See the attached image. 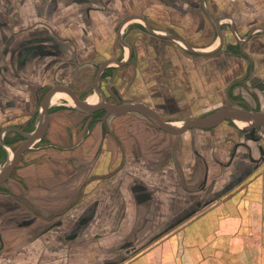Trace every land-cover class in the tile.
<instances>
[{"label": "crops", "instance_id": "obj_1", "mask_svg": "<svg viewBox=\"0 0 264 264\" xmlns=\"http://www.w3.org/2000/svg\"><path fill=\"white\" fill-rule=\"evenodd\" d=\"M39 1L43 5L51 3L50 0ZM198 1L203 15L214 27L216 46L212 47L214 42L208 41L205 33L198 35L200 44L197 46L188 37L167 34L163 39L180 38L195 51L208 53L199 56H207L217 53L223 45L215 23L219 25L222 41L226 36L222 32L225 22L237 40L235 30L240 35L247 34L245 41L239 43L248 42L251 35L259 33L264 38V0ZM23 2L21 11L23 17H27L24 21L30 22L27 12L34 0ZM92 10L86 8L84 16L91 22L98 18L97 27L103 29L106 25L100 14L90 13ZM223 12L227 15H219ZM73 14L77 19V14ZM63 16H67L66 13L58 15L54 9L48 20L49 27H53L58 37L78 39L74 26L69 31L62 28ZM130 23H138L148 34L162 39L148 32L147 27L162 36L141 14L125 17L115 37L126 55L119 62L102 61L95 83L111 64L123 67L128 64L131 48L123 39L122 29ZM83 31L89 38L85 45L68 46L70 57L80 55L83 59L80 65L75 59L68 66L70 71L74 70L71 78L76 84L79 70L91 71L96 65L94 55L99 52L90 41L93 36ZM99 33L102 42L111 37L108 31ZM31 34L29 30L25 36L29 38ZM239 51V68L255 69L254 52L250 51L247 60L242 58L243 51ZM205 65L203 61L204 68ZM43 69L41 66L31 68V72L37 73L35 77H16L10 85H49L51 76L45 78L39 74ZM98 73H101L99 79ZM255 82L263 92L259 99L262 107L250 111L233 108L254 115L264 114V82L260 79ZM16 96L27 106L34 100L31 95L18 91ZM66 98L64 94L51 98L43 136L19 156L0 186V264H62L61 257H67L66 264H264V125L255 128L254 135H258V139L252 137L248 129L251 143L241 141L235 145V154H231V161L226 164L227 170L233 168L228 179L220 171L217 174L216 164L214 173L207 174L204 161L201 167L197 164L190 175L187 158L172 156L175 136L189 129H215L226 120L243 128L241 121L224 119L211 128H185L169 133L137 111L114 115L105 109L92 113L76 109L50 111L61 106L60 102L67 101ZM81 101L89 107L100 103H96L94 97ZM128 103L141 104L152 111L151 106L143 102L109 105L120 107ZM100 113L99 118L91 119ZM155 114L161 121L159 114ZM162 123L171 127L179 125ZM20 124L11 122L6 125L7 131L28 134L18 128ZM38 126L35 123L32 132ZM14 170L16 174L11 179ZM208 182L215 184L209 196L213 199L209 202L206 201ZM175 198L185 203L180 208L177 205V211Z\"/></svg>", "mask_w": 264, "mask_h": 264}, {"label": "rangeland", "instance_id": "obj_2", "mask_svg": "<svg viewBox=\"0 0 264 264\" xmlns=\"http://www.w3.org/2000/svg\"><path fill=\"white\" fill-rule=\"evenodd\" d=\"M75 1L50 0V5H43L42 1L34 0V5L27 12L28 16L30 14V22H25L27 17H23L21 11L24 8L23 0H0V169L10 160L11 153L26 140L17 131H7L6 125L18 121L21 124L16 127L28 134L32 132L34 124L38 126L42 121L39 107L42 97L57 86L72 89L81 100L94 97L96 103L100 102L101 94L107 104L143 102L159 114L162 122L173 125L197 120L232 106L246 111L262 107L259 99L263 97V92L255 82L258 79L264 82V38L260 37L261 33L251 35L248 42L239 43L245 41L247 34L240 35L235 30L238 41L230 33L228 22H225L222 32L226 36L222 47L217 53L199 56L188 51L177 40L155 38L142 25L130 23L122 29L123 39L131 48L132 56L128 64L124 67L111 64L104 71L101 80L95 83L96 72L102 61L113 59L119 62L125 57V50L116 43L115 32L125 17L135 13L145 17L150 26L162 36L168 34L188 37L196 46L200 44L198 35L204 33L208 36V41L213 40L212 47L216 46L218 40L214 27L203 15L198 0H78L77 5ZM86 8L93 9L90 13L94 15L100 14L99 17L106 25L103 29L97 27L98 18L91 22L88 16H84ZM54 9L58 15L66 13L61 26L68 31L74 26L78 39L58 37L53 27H49L48 20ZM73 13L77 14V19ZM219 15L227 14L223 12ZM29 30L33 36L27 38L25 35ZM83 30L93 36L90 41H93L95 51L99 52L94 55L96 65L91 71L79 70V82L76 84L75 79L71 78L74 70L70 71L68 66L75 59L80 65L83 59L80 55L72 54L70 57L68 46L75 48L77 44L85 45L89 38H86ZM100 30L108 31L111 37L102 42L99 38ZM239 50L243 51L242 58L247 60L250 58V51L254 52L257 60L255 69L248 68L244 71L239 68ZM203 61L206 63L205 68ZM38 66L44 68L39 71L40 75L43 74L45 78L46 75L51 76V84L27 87L17 86L16 83L10 85L11 80L16 77H35L37 73L31 72V68ZM17 91L31 95L33 103L27 106L26 103L19 102ZM66 100L50 111L75 109L72 101L69 98ZM101 115L102 113L91 119ZM248 132V129L239 128L231 120L222 122L215 129H189L184 134L175 136L172 156L174 159L187 158L191 167L190 175L197 164L201 167L204 161L207 174L214 173L216 164L217 174L220 171L228 179L233 168L227 170L226 164L231 161V154H235L238 142L251 143ZM254 138L258 139V135H254ZM18 165L19 163L15 169ZM15 174L14 170L11 179ZM207 186L206 201L209 202L213 199L209 196L210 191L215 189V184L209 185L208 182ZM174 204L175 211L177 205L179 208L185 205L177 198ZM61 258L62 264H66L64 259L67 257Z\"/></svg>", "mask_w": 264, "mask_h": 264}, {"label": "water", "instance_id": "obj_3", "mask_svg": "<svg viewBox=\"0 0 264 264\" xmlns=\"http://www.w3.org/2000/svg\"><path fill=\"white\" fill-rule=\"evenodd\" d=\"M216 30L219 36L220 43L222 42V37L220 33V28L218 23H215ZM147 30L149 33H151L154 36L161 37L162 39L165 38V36H160L156 33H154L150 28L147 27ZM168 39L177 40L182 45L186 47L188 51L191 53L197 54V55H206L208 53H202L195 51L192 47L188 46L183 40L177 37L167 36ZM101 73H98V79L100 77ZM55 94H64L66 95L71 101L74 106V108L81 112L86 113H92L95 111H98L99 109H105L107 110L108 114L114 115V114H120L124 113L125 111H137L140 114L144 115L148 119H150L158 128H160L163 131L169 132V133H177L180 132V130H183L185 128H211L219 124V122H222L224 119H237L245 124L243 127L244 129H250L251 136H254L255 128L257 126L264 125V114H249L244 111L238 110L236 108H228V109H221L213 114L207 115L203 118L197 119V120H188L183 121L182 123H179L178 127H171L168 125H165L162 123L156 114L150 110H148L145 106L137 103H128L125 105H121L120 107H114L112 105L106 104L104 102L103 97H101V101L99 104L89 107L86 103L79 100L76 95L70 91L66 87H56L51 90H49L45 95L42 97V100L40 102V114H41V122L40 125L36 128L35 131H33L30 134H23V136L26 137V140L11 154V158L7 164V168L0 171V186H2V183L8 178L10 175L12 169L14 168L19 156L36 140L40 139L45 130L47 125V109L49 102L51 98Z\"/></svg>", "mask_w": 264, "mask_h": 264}, {"label": "bare ground", "instance_id": "obj_4", "mask_svg": "<svg viewBox=\"0 0 264 264\" xmlns=\"http://www.w3.org/2000/svg\"><path fill=\"white\" fill-rule=\"evenodd\" d=\"M55 95H57V94H55ZM55 95H54V96H55ZM60 95H63V94H60ZM244 126H245V124L240 122V127H244ZM6 168H7V167H6ZM4 169H5V168H4Z\"/></svg>", "mask_w": 264, "mask_h": 264}, {"label": "flooded vegetation", "instance_id": "obj_5", "mask_svg": "<svg viewBox=\"0 0 264 264\" xmlns=\"http://www.w3.org/2000/svg\"><path fill=\"white\" fill-rule=\"evenodd\" d=\"M24 134V133H23ZM23 136V135H22Z\"/></svg>", "mask_w": 264, "mask_h": 264}]
</instances>
